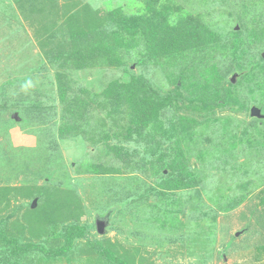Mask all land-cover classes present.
Instances as JSON below:
<instances>
[{
    "label": "trees",
    "instance_id": "16d2710c",
    "mask_svg": "<svg viewBox=\"0 0 264 264\" xmlns=\"http://www.w3.org/2000/svg\"><path fill=\"white\" fill-rule=\"evenodd\" d=\"M129 1L136 7L134 12L118 5L102 15L90 0H0V22L7 23L17 37L11 40L7 57L14 59V65L0 85V111L9 116L18 112V118L23 113L37 140L27 148L1 145L0 158L9 163L0 175L31 154L24 159L25 170L47 181L43 162L58 142L81 138L97 150L96 161L83 174H121L124 180L147 186L139 200L129 197L138 213L155 215L157 220L165 215L177 224L178 214L187 206L169 207L167 201L176 199L179 191L204 186L205 178L219 166L207 165L204 146L214 148L215 143L216 151L233 155L240 148L245 153L244 146L253 141V150L257 149L254 137L261 135L264 125V0L232 3L238 31L233 28L225 37L213 27L215 13H192L183 0ZM257 45L263 46L258 53L253 51ZM157 70L164 73L165 85L152 80ZM95 71L125 75L101 78L99 88L92 89L77 79L78 72ZM252 107L260 109L263 117H252ZM55 109L58 121L47 114ZM227 109L245 118L218 115ZM11 116L8 120L14 122ZM208 125L213 131L198 129ZM198 144L201 148L195 150ZM232 160V165L240 163ZM247 185L237 184L236 190H243L239 197L229 198L227 206L220 208L226 212L246 200L256 201L249 208L255 221L245 218L244 233L254 225L264 227V183L244 192ZM29 186L32 192L25 193L20 184L7 185L0 179V264H79L91 250L103 264H154L139 243L112 242L105 233L99 235L92 222L101 239L94 238L89 233L92 224L79 222L80 211L59 221L51 222L45 215L30 222L29 212L45 210L47 189L37 183ZM149 196L153 204L139 203ZM33 200L36 209L30 211ZM188 206L198 217L214 221L219 213L203 201ZM111 213H107L110 218ZM262 234L256 260L264 257ZM203 240L202 249L200 236L181 246L191 248L190 255L200 254L209 244L206 234ZM173 245L172 241L169 249Z\"/></svg>",
    "mask_w": 264,
    "mask_h": 264
},
{
    "label": "rangeland",
    "instance_id": "374dc122",
    "mask_svg": "<svg viewBox=\"0 0 264 264\" xmlns=\"http://www.w3.org/2000/svg\"><path fill=\"white\" fill-rule=\"evenodd\" d=\"M221 1L183 0V6L192 13L207 11H210L211 14L215 13L212 16V23H216L217 28L216 24L213 27L225 37L229 35L233 28L239 26L235 22L236 16L232 15V9H230L232 3L234 4L239 0H225V3L218 4ZM89 3L102 15L107 9L118 5L123 6L129 12H134L136 9L135 5L129 0H90ZM260 11L263 12L262 6L259 8ZM2 18L0 14V20ZM16 38L15 31L10 29L7 23L0 22V85L9 77L7 72H10V68L14 65V59L7 60V57L10 54L9 47L11 48V44ZM262 49V45H257L253 51L255 50L258 53ZM132 68L136 73L140 72V69L135 68L134 65ZM163 74L160 70L154 71L152 80L160 85H165ZM119 75L123 77L125 74L117 71L110 73L95 71L93 73L78 72L76 76L79 82L92 89L99 88V79L103 78L106 81L112 76ZM55 110V112L51 111L52 113L48 112L47 114L48 117L55 115L51 120L58 121L59 111ZM218 115H235L237 119L245 118L243 115L234 113L230 109L222 112L218 111ZM0 116V123H2V125L0 124V146L8 147L6 146L7 142L23 148L31 146L32 142V146L35 145L37 140L28 129L24 121L26 116H23V113L19 118L16 117L14 122L8 120L11 114L9 116L3 110L0 111ZM11 117L13 118V115ZM250 119L246 118L247 121ZM10 128L13 129L10 130ZM209 128L210 125L207 127L201 126L198 129L208 132L213 131L212 127ZM229 128L231 129L232 127ZM215 129H220V127L217 126ZM260 134L254 137L257 142L256 144H258L257 149L253 150V141H251L244 146L247 149L244 150L245 153L241 148L239 149L240 153H234L233 155H230V152L216 151L214 149L215 143H213L214 148L210 145L204 146L205 150H208L206 157L207 165L214 163L219 166L217 169L209 167L213 172L211 176L207 174L209 177L205 178L204 186L179 191L176 193V199L167 201L169 207L177 205L182 209L183 206H187V209L183 208V213L178 214L177 224L167 221L165 215L161 220H157L155 215L138 213L134 204L130 202L131 199L129 197L133 195L134 199L139 200L140 194L145 193L143 191H145L147 186H137L136 183L124 180L121 174L107 176H97L93 173L83 174V170L89 169L88 165L96 161L97 150L86 145L81 138H71L58 142V148L55 149L56 152H51L49 159L43 162L47 181L37 179L35 172L31 175L29 171L25 170L24 159H28L27 157L31 156V154H26L27 156L25 155L22 160L11 159V162L17 161L19 166L14 167V169L10 168L12 166L4 169L3 174L0 175V179L7 185H13V182L20 184L23 186L25 193L32 192V187L29 186L31 184L37 183V186H45L44 189H47L45 190V210L40 208L39 212L36 211L33 214L29 212L30 222L34 219L40 221L45 215L50 217L51 222L59 221L60 219H65V217L72 216V211H75V213L80 211L79 222H85L88 225L92 224L91 228H89L90 235L93 234L94 238L101 239L96 234L95 228L92 229L93 223L97 216L106 215L112 210V217L105 231L106 237L110 238L112 242L118 241L122 244L124 243V245L130 243L135 246L139 243L142 250H148L145 256L149 259L154 258V264H263L264 257L256 260L254 256L257 253L256 247L262 244V233H264L262 229L264 227L254 225V229L252 228L253 226L250 227L251 232L244 233L247 227L246 219L250 218L253 220L255 218V215H251L249 212V208L252 206V202L256 201L254 199L251 201L246 200L234 209L220 212L221 207L227 206L224 204L228 203L229 198L235 196L234 199H236L237 195L243 191L240 189L236 190V185L240 182L248 184L244 187L246 188L244 192L249 189H255L264 183V125L261 128ZM19 136L20 139L18 140ZM245 136H250V134L247 133ZM199 148H201L200 144L195 146V150H199ZM101 157L104 161V156ZM234 158L240 163L232 165V159ZM35 160L34 158L32 161ZM191 161L194 162L196 160L192 158ZM6 163H9L6 157L0 158V169L5 168L7 166ZM115 164H118V162ZM35 166L39 168L37 163ZM152 180H147V183L152 182ZM78 197H80L79 202L77 201ZM202 201L214 206V210L219 212L216 214L215 221L213 218L210 220L209 217H201V215L198 217L197 211V214L191 212L188 205H199ZM32 202L30 203L32 204ZM153 202L152 196H149L146 200L139 201L143 205H150ZM35 209L32 208L30 211ZM196 220L199 222V225L194 224L193 226L192 222ZM37 221L35 222L36 224ZM111 226L113 229L108 230ZM204 234H206L209 244L205 250H202V254L196 253L195 255H190L189 251L191 248L181 246L183 242L193 238V236H200L201 245L199 244V246L202 249L205 247L203 244ZM172 241L174 245L169 249V244ZM83 247L86 248L85 246ZM86 249L89 250L90 246H87ZM79 264H103V260L100 256L95 255L94 250H91L88 251V255L84 254L80 257Z\"/></svg>",
    "mask_w": 264,
    "mask_h": 264
},
{
    "label": "water",
    "instance_id": "95a60500",
    "mask_svg": "<svg viewBox=\"0 0 264 264\" xmlns=\"http://www.w3.org/2000/svg\"><path fill=\"white\" fill-rule=\"evenodd\" d=\"M235 29H238V26L235 27ZM262 57L264 58V52L262 53ZM233 82L235 81V77L232 78ZM250 115L252 117H256V118H262L263 115L261 114L260 109L256 108V107H252L251 108V113ZM17 114H13V118H16ZM36 202L37 200H34L31 204V208H35L36 206ZM110 217L109 214L105 215L104 217L101 218H96L95 220V227H96V231L99 235H102L105 233V229L108 226Z\"/></svg>",
    "mask_w": 264,
    "mask_h": 264
},
{
    "label": "clouds",
    "instance_id": "9594fccd",
    "mask_svg": "<svg viewBox=\"0 0 264 264\" xmlns=\"http://www.w3.org/2000/svg\"><path fill=\"white\" fill-rule=\"evenodd\" d=\"M101 217H104V216H97L96 218H101ZM96 220V219H95Z\"/></svg>",
    "mask_w": 264,
    "mask_h": 264
}]
</instances>
